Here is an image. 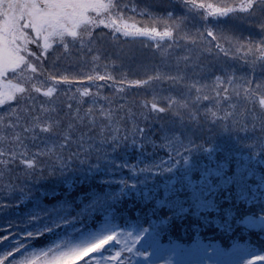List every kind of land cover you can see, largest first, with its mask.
I'll return each mask as SVG.
<instances>
[{"label":"rangeland","instance_id":"obj_1","mask_svg":"<svg viewBox=\"0 0 264 264\" xmlns=\"http://www.w3.org/2000/svg\"><path fill=\"white\" fill-rule=\"evenodd\" d=\"M154 1L0 0V231L13 228L0 264H264L263 247L247 250L264 239V4ZM139 75L155 86L154 109L194 114L165 123L154 161L143 158V146L156 150L147 108L130 95L128 130L117 119ZM54 121L107 167L85 178L68 161L37 179L49 195L73 180L74 201L36 198L37 174L20 172L53 145L35 142Z\"/></svg>","mask_w":264,"mask_h":264},{"label":"trees","instance_id":"obj_2","mask_svg":"<svg viewBox=\"0 0 264 264\" xmlns=\"http://www.w3.org/2000/svg\"><path fill=\"white\" fill-rule=\"evenodd\" d=\"M229 1H230L229 3H233V1H236V0H229ZM257 1H260L259 3L264 4V0H257ZM155 3L157 4L158 1L155 0L154 3H152L153 7H155V5H156ZM256 4H258V3H256ZM172 9L173 10L170 9L169 12H177L178 11V8L174 7ZM182 12L183 11H181V13ZM182 15H183V13H182ZM232 26H235V24H233ZM170 28H168V30ZM150 35H151V33L149 34V36ZM146 38H148V37H146ZM164 42H165V39H164ZM187 44H188V42H187ZM190 44H192V42H190ZM135 69H138V67H136ZM131 80L136 81L138 83V85L133 86V84L131 83V87H132V89L130 90L131 92L128 90V92L126 94V98H125L128 102L124 103L122 105L123 110L121 109V113H124V114H121L120 112H116L117 113V119H120L121 122L124 123V125H123L124 128L128 130V121H129V118L131 116L128 111H132L134 109L137 110L139 107L138 103L130 101V99L128 100V98H130V95H131V97L135 96L136 100L139 102V104H141L145 108H147L148 115H149V117L152 118L151 122H149L150 125L148 126V131H149V127H150V130L155 131V132H148V133L153 134L152 137L154 138V141H155V143H153V144L155 145L156 150L150 151V147L143 146L142 149H148L146 156H144L143 158H145L146 161H154L155 159H159L162 156V152H161L162 150L159 149V146L163 144L164 137H170V135L167 136V134H166L167 128H165L166 127L165 123L170 122L173 124H179V123L192 124L194 122V119H192L191 117L194 114H187L183 111L186 115L181 112L179 114L180 118L177 117L176 115L174 116L175 117L174 118L172 115V108L173 107L170 104L165 105V110L168 111V115H165V113L159 112L157 109H154V107H153V104H155L156 102L159 101V97H154L155 92L152 93V89L155 86L149 85L148 79H143V77H141L140 75L138 76V78H133ZM254 80H255V78H254ZM172 82H174V81H170V83H172ZM167 85H169V84H167ZM174 89H175V87L171 89V91H170L171 94L174 91ZM142 101H146V103L148 105L142 104ZM148 102H151V104H149ZM132 103L134 105L133 108H132ZM194 113H195V110H194ZM198 113H199V115L197 116V119H198L199 123L202 124V127L206 126V129H209L210 124H211L210 120H211L212 116L209 113H205V114L200 113V112H198ZM56 115H62V114H61V112L58 111V113ZM28 118L33 119L34 117H31L29 115L26 116L25 114H24V117H22V119L24 121H26ZM220 121L221 120H219V119H215V122L217 125L222 123ZM26 123H27V121H26ZM39 124H40V128L38 129L39 130L38 133H40L41 131H44V133H45L44 137L42 139L43 142H41V141L35 142V140H33V138H32V140L35 143H37L39 146L46 145V143H50L49 140L53 142V145L51 147H48V148H44V146H43V148L38 147V150H36V157H33V160H28V159L23 158L24 162H26L25 166H27V168L23 169V170L21 169L22 171H20V172H22V176H23V172H26V171H27L26 174H29V175L31 174L32 171H34V173L37 174V176L35 177L36 180L33 179V180H35V183H33V184H32V182L29 183L30 186L32 184V187H33L32 189L37 190L34 192L36 198L39 197L40 195L41 196L44 195V198H43V199H45L44 202L52 203L55 200L56 196L62 195L64 192V194H68V196L70 197V200L72 199L74 201L77 197V194L74 192L73 189H71V190L67 189L68 184H70L73 180L68 179L63 183H59L57 185H54V187H56V189H57V195H54L53 193H51L49 195L47 192L43 194V190L45 188L37 182V179L41 180V179H45V177L51 176L48 174V171L50 169L56 168V166H58L60 168L61 163H65L68 161H70V164L73 168H76V171L78 172V174L83 175V177H85V178H91L90 170L92 168L101 167V168L107 169V167H105L100 162V160L98 158L93 157V155H95V153H96V150L94 152L92 150H89V148L85 142H82L78 139H74L71 136V133L68 130V127L65 128V132H63L62 131L63 126L57 127L59 125L58 121L52 122L51 125L49 126L48 130H46L43 127L42 124H44V123H42V124L39 123ZM146 131H147V129L144 127V131L142 132V135ZM208 131H210V130H208ZM93 134L89 133V135H87V136H93ZM22 135H25L26 137H28V136H30V133H29V131H26V133H22L20 135V137ZM77 136L78 137L80 136L79 132L77 133ZM81 143H82V147H80ZM149 154H151L152 156H149ZM19 163H20V161H18V164ZM22 166H24V165L22 164ZM88 166H89V168H88ZM43 176H45V177H43ZM50 184H51V181H45V183H44V185H50ZM101 184H103V183H101ZM70 185H72V184H70ZM80 186H81V184H79V186H78V184H76V187H80ZM86 186H88V185H86ZM41 190H42V192H41ZM89 191H91V190H88L87 192H89ZM80 192L84 193V191H80ZM90 194H91V192L88 193L87 195H90ZM47 196H49V197H47ZM70 200L68 201V203L73 202ZM3 203H6V202H3ZM22 205H24L22 202L19 205H17L15 212H16V210H19V209L22 210V207H21ZM18 206L20 208H18ZM0 209L2 210V209H4V207H2ZM126 212L128 213L129 210H127ZM197 226H199V224ZM0 230H3V229H0ZM9 231L10 232L13 231V228H10L6 231H2L3 233L0 231V238L3 237V235L6 232H9ZM177 236H178V241H182V243H184V239H182V238H184L185 236H187L186 238L191 237V233L188 232V234L185 236L181 235V234H179ZM198 236H200V235H198ZM16 237L20 239V237H18V236H16ZM192 237H194V236H192ZM247 238L249 239V237H246V238L242 239L241 242H238V243H243L244 246L246 247V245L248 243V241L246 240ZM255 238L256 237L254 235L253 239L249 240V243L251 245H249L248 249H247V250H249V252H252V253H254L255 251H258L259 247H260L259 249L264 248V239H262V238L255 239ZM26 242H29V244L32 243L33 246H36L37 248H41L42 246L49 244L48 243L49 241L46 238L39 239L36 237L27 238L26 240H24V243H26ZM168 242H171V241L168 240ZM198 242L199 241L195 237V243L193 246H195ZM210 244H212V243H210ZM210 246H212V245H210ZM227 249L229 250V249H231V247H227ZM149 251L151 252V250H149ZM139 252L143 253L145 251L141 249Z\"/></svg>","mask_w":264,"mask_h":264}]
</instances>
